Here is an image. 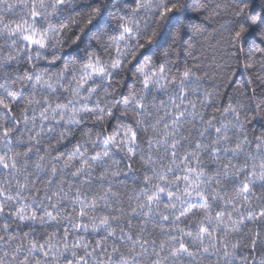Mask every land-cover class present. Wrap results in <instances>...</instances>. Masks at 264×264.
<instances>
[{
    "label": "snow or ice",
    "instance_id": "obj_1",
    "mask_svg": "<svg viewBox=\"0 0 264 264\" xmlns=\"http://www.w3.org/2000/svg\"><path fill=\"white\" fill-rule=\"evenodd\" d=\"M227 7L217 4L205 13V5L196 0H0V264H264V75L253 73L254 65L240 57L245 34L264 31V5L240 0L232 15L245 22L230 31L223 43L220 38L213 43L216 29L211 25L221 11L227 14ZM256 7L261 11L253 24L243 14ZM185 39L193 49L218 47L221 56L219 60L213 56L207 64L192 56L179 69V77H172L171 107L161 118L165 122L155 154L149 137L145 161L164 174L156 182L145 176L146 187L140 189L135 203L130 195L131 206H126L118 199L120 193L112 190L113 178L122 170L103 162L107 152L87 155L76 141L69 157L78 158V164L64 165L72 167L70 175L77 178L70 182L77 184L70 197L71 211L64 209L66 220H72L73 213L79 217L71 225L75 236L67 224L52 227L61 222L55 211L59 203L53 201L60 192H46L47 204L40 205L41 212L24 195L27 180L20 183L21 165L28 168L33 145H40L46 133H56L57 126L60 131L53 146L67 142L70 125L80 123L75 105L92 100L97 92L87 81L105 76V49L115 68L133 43L142 52L162 45L167 56L169 48L180 52L175 45ZM258 53L264 66V46ZM46 64L58 67L53 72ZM70 64L78 66L86 79L77 80L72 75L77 68ZM66 74L80 92L65 83ZM143 83L148 89L151 81L145 76ZM41 89L47 92L38 96ZM58 90L69 96L67 100L58 96L53 105L49 94ZM41 99L44 104L37 115L30 108L40 105ZM101 103L96 96L94 106L84 110L96 111ZM18 104L23 124L21 119H9L16 117ZM136 104L145 106L143 98ZM253 124L261 134H256ZM136 138L132 131L131 140ZM162 147L167 164L158 155ZM43 160V155L38 156L34 166L50 171L47 183L51 185L57 169L54 165L46 169ZM97 161L101 162L98 176L94 175ZM174 168L181 174H174L173 183L183 182L179 191L168 181L167 172ZM4 176L15 177L18 187L13 190L9 184L6 192ZM64 180L61 175L57 181L61 189ZM92 188L102 190L99 199L107 212L96 214L97 197H88ZM31 191L41 195L37 187ZM192 200L199 202V208L192 204L190 213L185 205ZM57 237L63 243H56Z\"/></svg>",
    "mask_w": 264,
    "mask_h": 264
},
{
    "label": "clouds",
    "instance_id": "obj_2",
    "mask_svg": "<svg viewBox=\"0 0 264 264\" xmlns=\"http://www.w3.org/2000/svg\"><path fill=\"white\" fill-rule=\"evenodd\" d=\"M248 4H252L253 0H245ZM257 4L264 5V0H256ZM198 5H205L203 11L209 13L215 9L217 4H226L227 14L225 11H221L219 17H215V23L211 25L216 29L213 43L215 39L220 38L221 42L227 40L230 31L234 30L239 26L240 23H244V19L235 17L232 13L239 6L240 0H196ZM261 11L260 7H256L252 11L245 10L243 16L246 20L251 21L253 24L256 18L259 16ZM231 20V24H225L224 20ZM250 26V25H249ZM245 47L243 52L240 53L241 60L246 61L249 64L254 65L253 73H260L264 75V66H261L260 59L261 54L258 53V49L264 46V31H258L253 29L244 36ZM237 45L240 41L236 42ZM187 45V39L178 41L175 47L180 49V52L174 51L173 48L168 49V55L165 56L162 51V45H152L151 52H142L139 50L137 45L133 43L129 48L127 54L123 57L122 63L115 68L112 66L111 54L105 49L103 56V65L105 69L104 77H97L94 81H87L89 85L97 87V92L93 94V99L89 101H82L77 103L75 106L80 114V123H74L70 125V131L72 135L66 136V143L60 144L58 147H54L53 143L56 139V135L60 131V126H57L56 133H46L45 139L40 145H33L34 151L31 153V161L28 163V168L23 169L21 165L22 175L20 177V183L23 184L25 180L28 182V186L23 189L24 195L28 197L29 203H34L39 211H43L40 205L47 204V201L43 199L46 194H51L54 191H59V196H54L53 201L59 203V207L55 210L60 215V224L53 225L52 227H63L66 224L69 226V231L73 232V225L79 217L73 213L72 220L65 219L64 209L67 208L71 211L72 203L70 197L73 195L76 183H70L76 180L70 175L72 167L78 164V158L72 160L69 157L71 151V145L76 141L81 144V149H87V155H93L96 152L103 153L107 152L108 155L103 157V162L111 165L112 167H118L121 169V175L113 178L112 190L120 193L118 199H123L126 206L129 204V196L131 195L133 203H135L137 197L140 195V189L146 187L144 183V177L147 176L151 182H156L159 175L164 174L163 169L154 168L153 164L146 163L147 152L149 150V137L152 138L151 149L153 153H156V145L158 143V134L162 129V125L165 122L161 119L164 116V110L171 107L170 97L172 92L169 91V87H175L171 84L172 77H179V69L182 68L185 60L191 62V57H197L198 61L205 64L216 56L220 59L221 49L212 47L211 44L205 45L204 47L197 46L196 48H189ZM51 51V50H49ZM233 53L235 50H232ZM135 53V57H133ZM58 55V54H54ZM52 56H50V59ZM68 59V57H65ZM47 68L55 71L58 65L46 64ZM163 66V70H161ZM70 67H76L77 70L72 73L77 80L86 79L78 70V66L70 64ZM111 74V81L107 80V74ZM147 76L151 81L148 89L144 88V77ZM66 84H70L72 88H76L78 92V84L75 80L69 81L68 75L66 74L63 78ZM165 81L168 82L166 85ZM108 91L105 92L104 89ZM86 94V88L83 90ZM47 92V89L37 90V95L41 96L42 93ZM50 100L53 105L57 101V97L61 100H67L69 94L58 90L57 93H50ZM96 96H100L102 103L96 109V111H85V108L94 106ZM143 98L144 108H140L136 104V100ZM163 100L161 105L160 101ZM23 103V102H22ZM44 101L41 99L40 105L32 104L31 109H35L37 115L39 114L40 108L43 106ZM21 104L16 105V117H9V119H21L23 124V113L19 111ZM103 109L101 111L100 109ZM51 117V113H49ZM67 115V114H66ZM102 117V118H101ZM159 121V124L156 122ZM156 124L155 129L153 125ZM15 127V125H13ZM256 130V134H261V129L256 124L252 125ZM187 130V126H186ZM135 131L137 138L135 141L131 140V133ZM82 133H90V135H82ZM251 134V133H250ZM27 135V133H25ZM48 137H51L49 139ZM87 142V143H86ZM45 145L47 147L45 148ZM179 145L178 156H179ZM129 148L132 150L129 151ZM57 152L63 153L62 156L57 158ZM43 155L44 160L41 163L50 170L54 165L57 169L55 176H52L53 183L49 185L47 179L51 176L50 171H40L35 168V163L38 156ZM164 163L167 164V158L164 157L163 147L160 153H158ZM20 160L23 161V155L20 156ZM65 162L72 165L70 168H65ZM131 162L132 167L128 168V163ZM97 167L94 175L99 174L101 170L99 168L100 161L95 162ZM174 174H181L179 169H173L167 172L169 185L176 190H182L183 182L179 185L173 183ZM63 175L65 180L63 181V188L61 189L57 183L59 177ZM5 191H8L9 184L13 190L18 185L15 177L4 176L2 182ZM37 187L41 191L40 196H36L34 191L31 189ZM135 186V192H132V188ZM69 188L72 191H69ZM102 192V190H101ZM101 192H97L95 188H92L88 192L89 200L92 196L97 197L96 214L100 215L108 211L104 208V201L99 199ZM35 197V199H33ZM7 201L5 204L7 205ZM196 204L197 209L199 208V202L192 200L185 205V208L191 213L194 210L191 205ZM7 210V209H6ZM47 223V220H45ZM41 227L39 219L36 222L37 236L43 233L39 231ZM19 235V233H17ZM75 236V232H73ZM56 243H63L62 237L56 238ZM241 243H245L242 238Z\"/></svg>",
    "mask_w": 264,
    "mask_h": 264
}]
</instances>
